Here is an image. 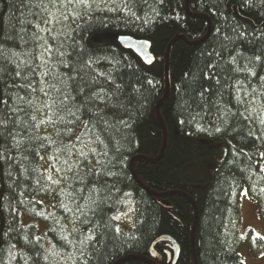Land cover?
<instances>
[{
    "label": "trees",
    "instance_id": "1",
    "mask_svg": "<svg viewBox=\"0 0 264 264\" xmlns=\"http://www.w3.org/2000/svg\"><path fill=\"white\" fill-rule=\"evenodd\" d=\"M130 7L128 11L122 0H109L90 19L64 28L69 38L61 34L53 41L35 27L37 9L30 0H0V29L5 36L26 30V50L40 65L36 81L56 83L52 74L66 71L59 61L68 63L67 56L55 51L51 58L40 55V45L47 42L55 49L63 41L61 51L71 53L78 68L92 61L83 68L86 81L94 77L97 89L119 84L122 98L131 99V119L124 116L130 127L117 125L103 187L76 200L82 212L75 211L70 198L58 195L51 182L37 183L54 161L46 164L32 155L22 160L15 149L6 153L15 160L0 165V264H244L239 253L244 191L259 203L264 219V81L253 75L264 76V64L249 62L256 55L264 59V4L134 0ZM53 26L58 31L63 27ZM240 31L244 36L237 39ZM33 32L43 39H31ZM122 36L150 43L155 63L146 66L125 49L118 41ZM6 47L20 51L11 44ZM46 71L50 75L42 76ZM194 76L198 82L193 85ZM201 85L211 89L203 105L191 99L192 88L199 91ZM37 97V102L44 98L39 92ZM225 108L230 109L227 115ZM33 134L47 146V153L38 149L39 155L51 157L57 131L41 125ZM5 143L10 146L12 141ZM127 200L135 205V223L124 232L117 218ZM61 201L72 211L61 207ZM73 227L78 233L70 231ZM89 236L98 243L78 242ZM247 239L257 250L264 248L254 235Z\"/></svg>",
    "mask_w": 264,
    "mask_h": 264
},
{
    "label": "snow or ice",
    "instance_id": "2",
    "mask_svg": "<svg viewBox=\"0 0 264 264\" xmlns=\"http://www.w3.org/2000/svg\"><path fill=\"white\" fill-rule=\"evenodd\" d=\"M111 2L115 3V0H111ZM130 2H134V0H122L124 8L128 11H131ZM163 2L164 0H159V3L162 4ZM244 2L247 5L252 4V0H244ZM259 3L264 4V0H259ZM108 4L109 0H34V2L30 0V6L37 9L34 13L38 18L35 27L48 32L53 41H58L61 34L66 39L69 38L68 33L63 31L64 28H70L72 24H75L78 20H84L86 17L90 19L94 11L101 9V5L107 7ZM53 8L56 9V12L51 11ZM108 10L114 11L110 7H108ZM41 23L45 25L44 28L40 27ZM29 24H31L30 21ZM53 25H62L63 27L58 31ZM77 27H79V24H77ZM236 31L237 29L233 28V32ZM52 33L55 34L52 35ZM25 35L26 30L23 28L19 33L9 36H5L2 29H0V165L10 164L11 161L15 160V156L6 155V153L12 152L13 149L21 154L22 160H26L28 155H32L33 158L39 156V160L45 161L46 164L48 160L54 161L46 169L48 172L47 177L41 174L37 183L45 179L51 182L52 185L57 186L58 195L70 198L75 203V211L82 212V206L76 203V200L77 198L85 199L83 195L85 191L93 193L97 190L98 185L103 187L104 178L108 174L106 171L107 165L110 163L108 151L114 148V133L117 130V125L130 127L124 116L127 115L131 119V109L129 107L131 99L128 98L126 102L122 98L123 88L119 84L111 89L103 85L97 89L98 82L94 77L91 83L86 81L82 74L83 68L90 65L92 61L88 60L78 68V61L71 62V53L61 51L64 46L63 41H60L55 49L47 42L40 45L42 49L40 55L48 54L51 58L52 53L55 51L59 57L67 56L68 63H65L64 59L59 61L66 71L52 74V79H55L56 83L43 80L36 81L35 76L40 65L34 64L35 58L27 52L25 46L29 43V40L25 38ZM243 36L244 33L240 31L237 34V39ZM261 36H264V33H261ZM31 39L43 38L39 37L38 33L33 32ZM18 40L20 43L17 42ZM8 44H11L13 48H19L20 51L12 52L10 48L6 47ZM21 56L27 58L21 59ZM232 59L235 60V57H232ZM251 59L261 61L264 64V59L260 55L250 58L249 62H251ZM48 63L49 60L47 59L43 61L45 66ZM41 75L48 77L50 72L46 71ZM253 75L264 81V76H259L255 72ZM197 82L198 80L194 76L193 85ZM148 83L152 84V81L149 80ZM219 83L220 81L217 80V84ZM44 84H47V90L43 86ZM200 87L201 90L199 91L195 87L192 88L195 95L191 99L193 102L203 105L207 103L205 97L211 92V89H203V85ZM85 88L86 91H84ZM38 92L42 93L44 97L39 99V102H37ZM50 93H54V95H50ZM197 96L200 98L199 101H197ZM223 111L227 115L230 109L225 108ZM49 112H51V116L48 115ZM40 113H43L45 119L38 121ZM62 113L63 115H61ZM245 119H248V117H245ZM261 123L264 124V121H261ZM41 125H51L57 131L59 137L58 141H51L55 144L56 151L47 159L45 155H39L38 151V149H43L47 153V146L38 135L33 134L34 130ZM58 125L63 126L62 131L58 129ZM215 131L220 132L221 129L217 127ZM249 135H252V133H249ZM19 136H23L24 139L18 140L17 137ZM9 140L12 141L10 146L5 143ZM77 144L80 147H77ZM31 171L35 172L37 169L33 168ZM67 189H71V191H67ZM87 199L95 203L91 195ZM60 206L67 211H72L63 201L60 202ZM70 231L78 233L76 227H73ZM64 239H67V237ZM85 241L98 243L91 236L78 242L84 245ZM79 251L81 256H85L84 248L79 249ZM85 259L87 260L86 256Z\"/></svg>",
    "mask_w": 264,
    "mask_h": 264
},
{
    "label": "rangeland",
    "instance_id": "3",
    "mask_svg": "<svg viewBox=\"0 0 264 264\" xmlns=\"http://www.w3.org/2000/svg\"><path fill=\"white\" fill-rule=\"evenodd\" d=\"M240 212L241 224L239 231L243 238V243L239 253L243 258L244 264H264V248L257 250L253 243L251 244L247 239L252 234L264 242V219L259 208V203L252 200L247 191H244L240 196ZM117 221L120 231L129 232L134 227L135 205L132 201H126L125 208L118 215ZM40 229V236L45 235L43 228L40 227Z\"/></svg>",
    "mask_w": 264,
    "mask_h": 264
},
{
    "label": "water",
    "instance_id": "4",
    "mask_svg": "<svg viewBox=\"0 0 264 264\" xmlns=\"http://www.w3.org/2000/svg\"><path fill=\"white\" fill-rule=\"evenodd\" d=\"M119 43L127 50L134 52L146 66H152L155 63V57L151 53V45L144 40H136L134 38L120 37ZM168 59V55H167ZM169 209V206H165ZM166 238H160L158 241Z\"/></svg>",
    "mask_w": 264,
    "mask_h": 264
},
{
    "label": "bare ground",
    "instance_id": "5",
    "mask_svg": "<svg viewBox=\"0 0 264 264\" xmlns=\"http://www.w3.org/2000/svg\"><path fill=\"white\" fill-rule=\"evenodd\" d=\"M123 37L133 38V37H130V36H123ZM263 162H264V161H263Z\"/></svg>",
    "mask_w": 264,
    "mask_h": 264
}]
</instances>
